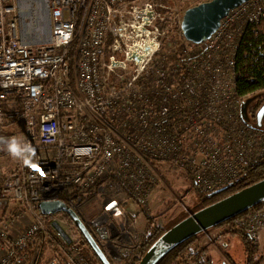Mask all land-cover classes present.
Wrapping results in <instances>:
<instances>
[{"label":"built area","instance_id":"1","mask_svg":"<svg viewBox=\"0 0 264 264\" xmlns=\"http://www.w3.org/2000/svg\"><path fill=\"white\" fill-rule=\"evenodd\" d=\"M171 2L0 0V130L19 126L21 138L35 149L29 163L17 159L18 168L3 175V191L25 203L31 219L0 223V264H25L19 249L58 222L39 213L36 203L60 200L66 189L102 198L91 227L119 256L145 232L144 214L133 216L127 202L147 206L159 180L154 162L182 168L198 188L212 191L231 184L264 150V133L253 135L238 120L234 57L227 67L203 62L200 74L209 71L210 77L197 85L176 79L178 66H169L158 37ZM39 14L45 39L33 37L40 32L34 23ZM263 19L264 0L231 10L203 42L205 52H217L222 44L236 49V33ZM196 94L201 103L190 98ZM4 151L0 147V157ZM107 176L118 187L107 184ZM222 228L259 241L264 206ZM205 234L211 242L222 238Z\"/></svg>","mask_w":264,"mask_h":264},{"label":"trees","instance_id":"2","mask_svg":"<svg viewBox=\"0 0 264 264\" xmlns=\"http://www.w3.org/2000/svg\"><path fill=\"white\" fill-rule=\"evenodd\" d=\"M175 1L172 0V10L159 27L158 37L161 41L162 48L170 40H173L178 45V48L170 56L166 57V60L170 63L169 66H178L176 79L182 84L191 81V83L197 85L199 82L209 80L210 77L209 71H206L205 77L200 74L203 62L208 63L210 66L222 65L227 67L229 58L234 57L236 67L232 71L231 76L234 92L236 93L234 97H241L239 99V123L253 135L264 133V118L261 125H258L257 120V114L264 105V19L258 25H246L242 34L236 33L232 41L234 44L238 41V47L236 49L225 47L222 44L219 51L208 54L203 48V43L194 44L183 36L181 22H178L175 18ZM177 87L179 88L180 84H177ZM195 90L201 92L203 89L197 88ZM184 92L187 93L186 91ZM256 94L259 95L250 104V98ZM190 98L192 100L197 99L199 103H201V99L203 100L200 94L193 95ZM249 114L251 119L248 118ZM169 120L172 121L170 118ZM175 123L178 122L176 121ZM170 125H173V123ZM182 136L180 138V152L183 151L182 148L185 144V137ZM263 179L264 150L231 184L209 191L198 188L194 183V190L199 198V204L194 206V209L182 211L172 221L161 224L158 218L153 216L146 207H142L141 211L147 220L145 232L141 240L132 249L123 251L117 258L110 257L108 249L98 239L91 227V221L97 213L87 217L78 209L79 206L88 199L93 198L94 195L76 194L72 190L66 189L61 193L60 200L70 206L81 217L85 227L90 231L95 241L99 244L101 251L106 256L107 262L89 243L82 230L78 227L75 219L69 213L64 212L58 213L55 216L60 219V224L70 235V243L64 240L56 232L54 227L49 224V229L46 233L41 232L36 234L19 249V255L25 257V264H47V262L53 259H57L60 264H138L144 254L160 236L187 218L191 213H195ZM3 181L4 176L2 175L0 176V211L7 212L18 200L3 191ZM104 181L107 184L112 183L113 186L118 187V182L113 176H107ZM262 206H264V201L249 210ZM35 208L39 213L46 215L42 212L39 203H36ZM236 217L216 227H224L236 219ZM226 233L239 236L243 241L248 264H256L257 262L261 264L263 257H257L260 249L258 241L253 240L243 231H226ZM200 234L201 232L182 242L166 253L155 264H212L206 250L194 251L193 249L194 244L200 239ZM0 243H4L1 238Z\"/></svg>","mask_w":264,"mask_h":264},{"label":"water","instance_id":"3","mask_svg":"<svg viewBox=\"0 0 264 264\" xmlns=\"http://www.w3.org/2000/svg\"><path fill=\"white\" fill-rule=\"evenodd\" d=\"M250 0H209L196 6L188 8L181 21L183 36L194 44H201L210 39L220 28L222 20L228 13ZM264 118V105L257 114L258 125L262 124ZM264 201V179L254 183L226 198L210 204L201 210L191 213L187 218L173 226L160 236L144 254L138 264H155L166 253L194 237L200 232H206L255 207ZM42 212L46 215L58 213H69L82 230L85 237L107 262V258L101 251L99 244L95 241L90 231L85 227L81 217L68 205L59 199L39 201ZM146 219V218H145ZM52 226L56 232L68 243L71 242L70 235L55 221Z\"/></svg>","mask_w":264,"mask_h":264},{"label":"rangeland","instance_id":"4","mask_svg":"<svg viewBox=\"0 0 264 264\" xmlns=\"http://www.w3.org/2000/svg\"><path fill=\"white\" fill-rule=\"evenodd\" d=\"M204 1L208 0H176L174 11L176 14L183 17L184 12L188 8L196 6ZM39 25L40 24H37V26ZM163 47L162 54L168 57L178 48V45L175 44L173 40H170L166 42ZM258 95L259 94H256L250 98V104ZM248 118L251 119L250 114ZM5 129L6 127L1 128V137ZM3 136H6V132ZM4 150L6 149L4 148ZM153 164L154 169L159 175V180L149 190L146 208L153 216L158 218L161 224L172 221L181 214L182 211L194 209L193 207L199 204V198L194 190V181L188 176V171L185 172L182 168L173 167L167 162H154ZM94 197L88 199L78 208L79 211L87 217L95 213L98 214L102 209V198L97 196L94 199ZM130 207L129 210H127L133 216L136 217L142 213L139 207L135 205ZM10 219L21 223L25 221L24 224L30 221L31 213L28 211L26 204L18 201L7 212H0V223L11 221ZM58 222H61L59 218ZM209 231L212 235L221 234L222 238L218 241L211 242L208 240L205 232H201L200 239L193 246L194 251L206 250L212 264H246L248 258L246 256L247 254L243 241L239 236L225 234L222 227H212ZM258 242L260 249L257 253V257H260L259 255L264 256V235ZM108 252L110 253V257H118V255H112L109 250ZM262 264H264V261Z\"/></svg>","mask_w":264,"mask_h":264},{"label":"clouds","instance_id":"5","mask_svg":"<svg viewBox=\"0 0 264 264\" xmlns=\"http://www.w3.org/2000/svg\"><path fill=\"white\" fill-rule=\"evenodd\" d=\"M0 147L5 148L13 158L21 160L25 164L30 162L35 153L30 142L17 136L0 137Z\"/></svg>","mask_w":264,"mask_h":264},{"label":"crops","instance_id":"6","mask_svg":"<svg viewBox=\"0 0 264 264\" xmlns=\"http://www.w3.org/2000/svg\"><path fill=\"white\" fill-rule=\"evenodd\" d=\"M5 132H6L5 137L17 136V137L21 138V129L17 125L7 126L6 129L3 131V135ZM3 135H2V137H4ZM18 164H19V161L17 159L13 158L8 153V151L5 150L4 154L0 157V176L4 175L5 173L9 172L10 170H16L18 168ZM127 204H128V207L133 205L131 202H127Z\"/></svg>","mask_w":264,"mask_h":264},{"label":"bare ground","instance_id":"7","mask_svg":"<svg viewBox=\"0 0 264 264\" xmlns=\"http://www.w3.org/2000/svg\"><path fill=\"white\" fill-rule=\"evenodd\" d=\"M34 23L40 24V29H39L40 32H37L36 34H34L33 37L45 39L48 32H47V28H46L45 22L43 20V15L39 14L38 17L36 19H34Z\"/></svg>","mask_w":264,"mask_h":264},{"label":"flooded vegetation","instance_id":"8","mask_svg":"<svg viewBox=\"0 0 264 264\" xmlns=\"http://www.w3.org/2000/svg\"><path fill=\"white\" fill-rule=\"evenodd\" d=\"M259 256L261 257V255H259ZM262 257H263V261H264V256H262ZM262 262H261V264H262ZM246 264H248V260H247ZM256 264H258V262Z\"/></svg>","mask_w":264,"mask_h":264}]
</instances>
